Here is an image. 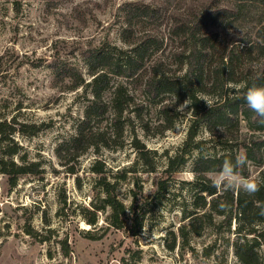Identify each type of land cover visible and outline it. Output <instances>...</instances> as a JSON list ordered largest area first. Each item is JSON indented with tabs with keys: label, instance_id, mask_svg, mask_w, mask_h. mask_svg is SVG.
<instances>
[{
	"label": "trees",
	"instance_id": "obj_1",
	"mask_svg": "<svg viewBox=\"0 0 264 264\" xmlns=\"http://www.w3.org/2000/svg\"><path fill=\"white\" fill-rule=\"evenodd\" d=\"M113 6L123 44L104 39L81 51L89 78L74 63L57 61L56 56L49 61L57 85L62 90L82 89L87 100L75 131L56 147L61 162H74L91 148L99 152L101 147L122 146L126 125L135 120L149 132L145 109L151 103L158 106V133L174 127L186 100L192 115L182 146L175 154H166V165L156 175L153 189L145 192L137 181L128 204L119 198L117 185L135 169L124 168L110 180L104 162L95 160L92 170L103 192L102 203L93 202L90 214L84 215L91 225L85 236H102L91 230L101 213H106V229H123L136 236L149 208L167 195L172 177L202 143L198 137L205 127L214 147L222 151L197 156L195 209L188 216L210 222L220 216L229 228L235 221L241 263L264 264L259 254L264 245V121L243 98L248 87L264 86V0H123ZM28 128L15 117L0 120V173L10 188L26 174L43 172L41 161H28L25 155L21 162L14 159L22 148L14 136L39 130ZM132 143L148 171L158 172L141 140L134 137ZM237 157L246 159L237 169L245 178L251 177L250 166L260 167L252 177L260 184L254 195L213 186L209 174L218 172L225 160L235 163ZM69 170L74 172V166L69 165ZM185 227H181L183 234ZM26 231L34 233L31 227Z\"/></svg>",
	"mask_w": 264,
	"mask_h": 264
},
{
	"label": "rangeland",
	"instance_id": "obj_2",
	"mask_svg": "<svg viewBox=\"0 0 264 264\" xmlns=\"http://www.w3.org/2000/svg\"><path fill=\"white\" fill-rule=\"evenodd\" d=\"M115 1L123 0H0V120L15 117L28 129L39 127L14 136L22 147L14 159L21 162L25 155L28 161H41L43 171L41 176H22L13 188L0 173V264H242L236 253L241 238L235 221L229 228L220 216L212 222L188 216L195 209L197 156L222 151L214 147L205 127L198 137L202 143L172 177L167 195L149 208L136 236L106 229V213L99 214L97 227L91 229L102 236H85L91 225L84 215L90 214L93 202L102 203L103 192L92 170L95 160L104 162L110 180L124 168L135 169L117 185L119 198L128 204L137 181L145 192L153 189L166 154H175L182 146L192 115L186 100L174 127L158 133V106L151 103L145 109L149 132L135 120L126 125L122 146L101 147L99 152L91 148L74 162H61L56 147L75 131L87 100L82 89L62 90L57 85L49 61L56 56L57 61L74 63L89 78L81 51L104 39L123 44L115 23ZM134 137L149 150L158 172L148 171L132 143ZM259 168L250 166L251 177ZM215 173L209 176L214 179ZM27 227L34 233H27ZM259 254L264 260V245Z\"/></svg>",
	"mask_w": 264,
	"mask_h": 264
},
{
	"label": "clouds",
	"instance_id": "obj_3",
	"mask_svg": "<svg viewBox=\"0 0 264 264\" xmlns=\"http://www.w3.org/2000/svg\"><path fill=\"white\" fill-rule=\"evenodd\" d=\"M243 98L247 107L264 121V86L248 87ZM245 163L246 159L241 157H237L235 163L225 160L220 170L215 173L213 186L225 190L243 191L248 195H254L260 191V184L255 178H245L237 171ZM261 215H264V211Z\"/></svg>",
	"mask_w": 264,
	"mask_h": 264
}]
</instances>
